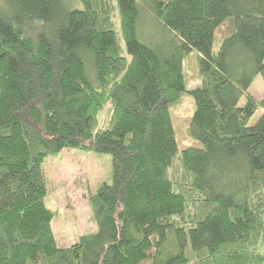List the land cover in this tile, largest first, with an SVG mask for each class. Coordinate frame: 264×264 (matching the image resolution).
Instances as JSON below:
<instances>
[{"label": "trees", "instance_id": "1", "mask_svg": "<svg viewBox=\"0 0 264 264\" xmlns=\"http://www.w3.org/2000/svg\"><path fill=\"white\" fill-rule=\"evenodd\" d=\"M257 75L264 0H0V264H264ZM184 94L199 144L180 150ZM67 149L111 155L112 182L97 231L62 248L43 165Z\"/></svg>", "mask_w": 264, "mask_h": 264}, {"label": "rangeland", "instance_id": "2", "mask_svg": "<svg viewBox=\"0 0 264 264\" xmlns=\"http://www.w3.org/2000/svg\"><path fill=\"white\" fill-rule=\"evenodd\" d=\"M117 21V16H116ZM226 26L217 32L214 52L218 53L219 40L226 35ZM183 72L187 91L201 85V74L197 54L193 53L184 60ZM257 100L264 99V78L257 75L249 89ZM246 104L243 97L239 106ZM180 150L199 144L189 134V125L195 111L193 99L184 94L181 101L172 109ZM259 110L251 120L254 123L261 115ZM111 116V107L106 105L98 114L97 128L103 127ZM48 194L46 206L55 213L52 223L59 247L69 248L84 235L97 231L93 219L90 197L103 183L112 182V156L93 154L79 150H64L60 155L49 157L44 165Z\"/></svg>", "mask_w": 264, "mask_h": 264}]
</instances>
